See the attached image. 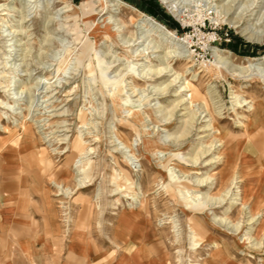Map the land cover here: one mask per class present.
<instances>
[{
  "label": "rangeland",
  "instance_id": "1",
  "mask_svg": "<svg viewBox=\"0 0 264 264\" xmlns=\"http://www.w3.org/2000/svg\"><path fill=\"white\" fill-rule=\"evenodd\" d=\"M104 1L0 0V221L3 208L13 207L19 219L11 222L23 221L26 232L38 233L24 250L22 242L9 241L10 264H129L151 261L149 249L153 264H214V240L232 248L236 264H263L264 238L258 251L244 253L211 216L186 206L205 203L206 188L188 194L180 182L194 188L216 177L210 194L222 196V171L234 179V193L250 184L251 171L253 188H264V170L258 166L264 157L249 138L251 112L234 106L237 99L264 102V76L256 71L236 75L215 57L217 50L237 65L254 58L264 62V0H174L181 18L170 11L171 2L162 0ZM246 3L249 11L236 28L229 21L237 14L226 9L235 4L239 13ZM139 13L186 37L188 44L176 49L155 34L142 44ZM113 19L126 26L119 34L131 37V44L103 36ZM249 24L261 35L260 43L241 34ZM168 51L185 57L166 60L162 76L147 72L165 67L161 59ZM186 81L199 92L191 105L178 104L180 97L174 96ZM134 111L141 113V122L132 117ZM210 115L231 134L229 144L205 130ZM34 135L49 154L54 177L43 166L45 158H34L31 149L19 145V138ZM80 156L85 165L80 177H86L81 186L77 171L82 166L74 167ZM180 165L188 168L186 174ZM123 171L131 184L124 182ZM232 198H226V206ZM133 199L137 206L131 205ZM230 216L240 219V205ZM193 219L206 233L192 251ZM262 233L263 217L251 236L258 240Z\"/></svg>",
  "mask_w": 264,
  "mask_h": 264
},
{
  "label": "bare ground",
  "instance_id": "2",
  "mask_svg": "<svg viewBox=\"0 0 264 264\" xmlns=\"http://www.w3.org/2000/svg\"><path fill=\"white\" fill-rule=\"evenodd\" d=\"M101 1L104 2L105 4H107V2H108V1L106 2L104 0H101ZM162 1L165 2V3L171 2L170 4H168V6L170 5L169 6L170 11L174 14V16L181 18V11H180L178 2L174 3L173 2L174 0H172V1L171 0H162ZM230 1H235V0H230ZM236 4H237V2H236ZM117 5H120L119 2H117V4L116 3L115 4L114 3H109L108 6H117ZM245 6L246 7L241 9L239 13H237V8H235V4L233 6L229 5L227 7L226 12L227 11L230 12V10H232L231 14H235V13L237 14V16L232 17L230 19V21H229L232 26H235L236 28H239L241 26V19H242V16H243L244 12L246 13V11H249V6H248L247 3H246ZM139 14H140V18L138 20H136V28L138 30V39L142 40V44H145L147 41H149L150 36H152V34H155V36H157L158 39L160 41H162V42H169L172 45L174 44V46H176V49H179V47L181 45L188 44V41H187L186 37L179 36L178 34H176L175 32H173L171 30H169L168 28H166L164 25H162L160 22H158L157 20L153 19L152 17H149V16H147V15H145L143 13H139ZM109 18L112 19V16H110ZM125 28H126V26L124 24L118 23V22H116L115 19H113L111 25H109V27L106 29V31L103 32V36H105V37H107V38H109L111 40L112 39L114 40L115 37L116 38L122 37V39L126 40V42H125L126 44H131V42H132V38L131 37H124L122 34H119L120 32L124 31ZM240 32L248 41H252V42H256V43H260L262 41L261 35L258 33V31H254L252 25H250V24L242 27L240 29ZM153 48H155L154 45H153ZM141 53H143V52H141ZM144 53L142 54V56L146 55V53L145 54ZM182 53L183 52L178 53L177 51H168L167 53L164 54V56L161 59L163 61L164 65H166V66L163 67V68L152 70V71L150 69H148L147 72H152L153 76H156V77L164 75V73L166 72L165 71L166 68L169 66V62H166V60L171 59V58H172V60L175 59V58L176 59L177 58L181 59V58L185 57L184 55H182ZM215 53H216L215 57L218 60L217 62L221 63L223 66H225L227 68L229 67V69H231L233 72H235L236 75L247 76V75H249L250 71L251 72L252 71H256V72H258V74H260V76H262V77L264 76V62L259 60V58H254L252 60H249L248 63L243 66V65L234 64L233 62L228 61L226 58H223V56L220 55L217 50L215 51ZM261 66H263V67H261ZM189 68H190V66L187 69H189ZM147 74L149 75L150 73H147ZM172 84H173V81H170L166 86H171ZM159 90L163 91V89H161V88H159ZM183 92H188L189 93L188 98L187 97L186 98L182 97ZM174 96L180 97V100H179L178 104L184 101L185 103H188V104L191 105V104H193L196 101V99L199 98V92L191 83L186 81L184 83V86H180V91L179 92H175ZM184 102H183V104H184ZM234 106H238V107H240V106L241 107H245L246 106L247 109L250 110V112H251V114H250V126H251V129L250 130L251 131L249 132V138H250V141H253V143L257 145L258 150L261 152V154L264 157V102L261 101V100H254V99H251V100L244 99L243 102H242L241 99H237L236 100V105H234ZM140 114L141 113L139 111L132 112V117L136 120V122L137 121L141 122V115ZM2 118L3 117L0 116V120ZM211 119H212V121L205 126V127L209 128V129H205V130L212 131V134L214 135V138L217 139V141L222 142V145L229 144L232 141L231 134L226 132L225 130L221 129L220 127H218V125L214 122L212 116H211ZM238 123H241V124H239L237 126L243 125L241 121H238ZM17 124H19V123H17ZM37 127L38 128H42L43 125H38ZM0 128H2L4 130L3 125H0ZM188 133H189L188 130L185 131L184 133H182L180 135L179 138H182V137L186 136ZM41 138L42 139L43 138L47 139L45 136H43ZM146 141H147L146 144L153 145L152 141L151 142L148 141V140H146ZM74 149L80 151L81 150V144L76 142V144L74 146ZM85 150H87V149H85ZM200 154L201 155L205 154V151H202V153H200ZM83 156H85V155H83ZM83 156L77 157L74 160V163H75L74 167L82 166L81 167L82 170H78L77 171V178H79L80 186L85 182V179H86V177H80V176H82L81 173L85 172L84 171V169H85L84 166L85 165L83 166L82 162H80L81 158H83ZM212 159H214V157L211 158V160ZM197 160L198 159H193L192 161L196 163ZM79 162H80V164H78ZM208 164H211V162L208 163ZM258 166H259L260 170L261 169L264 170V160H263L262 163H260V165L258 164ZM179 169L184 174H186L188 172V168L185 167V166L180 165ZM65 171H66V173L70 172L68 169H66ZM252 175H253V173L250 171L249 174H248L249 179H247V181H249L250 184L248 186H245L243 189L238 190L236 193H234L233 191H231V188H230V185L234 181V179L232 177L230 178V175H229L228 172L222 171V173H220V177H219L220 178L219 184H220L221 187L224 188V189L222 188L223 189L222 193H224V195H222V196L221 195H218V196L216 195L215 196V195L210 194V190L212 188L213 183L215 185H217L218 179L216 177L208 176L204 181H203V179L198 181V186H196L194 188H190V187L187 186V184H185L184 181L180 182V179L178 180L180 182V184L186 190V191L184 190V192L188 193V194L191 193V192L199 193V192L202 191V188H206L205 192H202L203 200H205L204 201L205 203L202 202L201 204L199 203L198 205H195L193 203V201H189V203L186 206L190 205L189 209H195L198 212H205V213H207V215L211 216L212 223L217 225L218 227H220L222 229H225L226 230L225 231L226 234L233 236V238L236 239L235 245H237L239 248L243 247L242 251H246L244 253H247V249H248V252H249V249L258 251V249L261 248L262 240L264 238V233H262V236L259 237L260 239H258V240H256L257 239L256 237L254 238L253 236H251L252 231L254 230V226L255 225H259L261 223V219L263 217V213H261L260 211H257L256 210L257 208L255 209L254 207H252L251 206V202H249L250 195L256 189V188H253L254 178H253ZM250 176H252V177H250ZM123 180H124L125 183H128V182L130 184L132 183L131 180H130V177L126 173V171H123ZM240 181H242V179H240L239 181H235L234 183L240 182ZM57 185L61 186L60 184H57ZM115 192H117V191H115ZM119 194H121V193H119ZM233 194L236 196L235 198L231 197ZM227 196H229V197H227ZM226 198L227 199L232 198L228 206H226V203H227ZM126 199H130L131 200L130 197H126ZM256 201H258V200H256ZM262 202H264V201L262 200ZM138 203H139V201H137V199H133L131 205L134 204V205L137 206ZM236 205H240L241 216H240V219L237 222H234L233 218H231L230 214L232 213V211H233V209L235 208ZM218 209H221V211H220L221 213L220 214L215 213L216 211H214V210H218ZM193 225H194V228H192L190 230V235H191V237L193 239V244H192V247L190 248V250H192V251L196 250V249H198L200 247V245L203 243L201 241L202 237L206 233L204 227L201 226L198 222L194 221V219H193ZM246 225H250V228L247 229V233H246L247 236L244 237V238H239V234L242 231L246 230ZM214 245L216 246L214 251H213V254H214V257H215V261L214 262H217L218 264L219 263L220 264H225V257L226 256L223 253V250H227L228 249V244L227 243L221 244V242L219 240H214Z\"/></svg>",
  "mask_w": 264,
  "mask_h": 264
},
{
  "label": "crops",
  "instance_id": "3",
  "mask_svg": "<svg viewBox=\"0 0 264 264\" xmlns=\"http://www.w3.org/2000/svg\"><path fill=\"white\" fill-rule=\"evenodd\" d=\"M20 144L24 148L31 149L32 151L31 150L29 151V155L33 156L34 158H41V159L45 158V160H42L43 166L45 167V170L51 171V162H50V159L48 156L49 154L45 149H43L42 147H39V142L35 136L19 138V145ZM50 173L53 175V177L56 174L55 171H51ZM65 173H66V171H65ZM259 187H260V189L259 188L255 189L254 192L250 195L249 201L251 202L252 207H254L255 209L257 208L256 209L257 211H260L261 213H263V218H264V209L261 208V206L264 205V202H262V200L264 201V188H262V186H259ZM256 200H258V201H256ZM9 206H13V205H9ZM6 210H7L6 207H4L2 210L3 211L2 212V219L0 221V242H2L1 243V245H2L1 246L2 247L1 257L3 259L2 264H10V261H9V256H10V251H9L10 250V243H9V241L10 240L15 241V242H22L21 247L24 250V247H30L31 246L30 244H28L27 241L34 240V239H36V237H38V233L36 234L35 232H26L28 229L26 228V225L23 221L19 220L21 223H12L11 222L12 220L19 219L15 215V213H16L15 208L12 207L9 211H6ZM7 216L10 217L9 218L10 221L6 220L5 217H7ZM39 239H41V238H39ZM35 249L37 251H40L41 248L39 246H35ZM147 253L151 254V258H152V259H150L151 261H149V259H147V260L145 259V260H142L141 262H135V263H134V261H132L129 264H153V257H152L153 252H152V250H150V249L147 250ZM223 253L226 256L225 257V264H236L234 261L235 254H234V251L232 250V248L228 247L227 250H223ZM214 264H218V263L215 262ZM240 264H243V263H240ZM247 264H252V262L247 260Z\"/></svg>",
  "mask_w": 264,
  "mask_h": 264
},
{
  "label": "trees",
  "instance_id": "4",
  "mask_svg": "<svg viewBox=\"0 0 264 264\" xmlns=\"http://www.w3.org/2000/svg\"><path fill=\"white\" fill-rule=\"evenodd\" d=\"M153 5V4H152ZM154 6V5H153ZM170 23L174 24L172 21H170Z\"/></svg>",
  "mask_w": 264,
  "mask_h": 264
}]
</instances>
